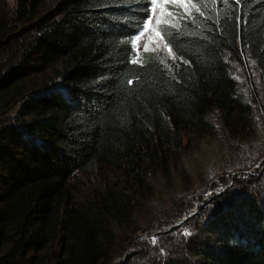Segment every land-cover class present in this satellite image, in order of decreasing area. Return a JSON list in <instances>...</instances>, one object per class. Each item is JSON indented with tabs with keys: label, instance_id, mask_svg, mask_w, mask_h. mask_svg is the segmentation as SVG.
I'll use <instances>...</instances> for the list:
<instances>
[{
	"label": "trees",
	"instance_id": "obj_1",
	"mask_svg": "<svg viewBox=\"0 0 264 264\" xmlns=\"http://www.w3.org/2000/svg\"><path fill=\"white\" fill-rule=\"evenodd\" d=\"M151 19L149 0L0 2V264H115V230L215 136V112L229 138L257 131L232 68L243 54L264 78V0L171 3L168 47L140 51ZM104 170L121 179L78 190ZM262 178L190 217L189 238L164 243L174 257L125 264H264Z\"/></svg>",
	"mask_w": 264,
	"mask_h": 264
},
{
	"label": "rangeland",
	"instance_id": "obj_2",
	"mask_svg": "<svg viewBox=\"0 0 264 264\" xmlns=\"http://www.w3.org/2000/svg\"><path fill=\"white\" fill-rule=\"evenodd\" d=\"M16 1L0 0L7 8ZM177 1L181 0H175ZM169 2L174 3L173 0ZM171 3L167 0H156L151 23H148L136 39L140 51L145 48L149 51L160 50L165 45L157 30L156 21L163 17ZM50 7L51 4L47 3L46 9ZM152 7L151 4V9ZM232 69L240 90L255 109L257 131L243 138H229L219 129L220 120L215 112L211 116L212 122L218 127L215 136L199 147L188 145L185 159L176 162L170 178L155 186L153 194L141 201L142 206L137 208L131 228L115 230V249L118 255L115 264H125L129 258L133 261L137 253L146 255L153 250L165 262L166 259L174 257L176 248L166 247L164 243L170 238L173 241L179 240L176 243L180 242L181 237L184 241L189 238L194 227H189L186 223L196 212L200 209H211L208 211L209 216L218 210L219 203L215 201L217 196L230 194L229 199L236 201L235 199L242 197V193L251 194V190L255 191L260 186L264 176V78L252 61L243 54ZM117 175L105 170L89 177L82 175L76 185L85 195L93 188H100L102 184L121 179L120 173ZM203 215L206 216L207 212Z\"/></svg>",
	"mask_w": 264,
	"mask_h": 264
},
{
	"label": "snow or ice",
	"instance_id": "obj_3",
	"mask_svg": "<svg viewBox=\"0 0 264 264\" xmlns=\"http://www.w3.org/2000/svg\"><path fill=\"white\" fill-rule=\"evenodd\" d=\"M173 2H175V0H173ZM224 2L225 3H227L228 2V0H224ZM241 2H242V0H235V3L237 4V5H240L241 4ZM151 4L153 5V7H152V9H151V11H155V5H156V0H151ZM197 11H199V9H197ZM201 15H203V13L201 12L200 13ZM147 23H151L150 21H148ZM156 23L157 24H159L160 23V21L159 20H157L156 21ZM245 23H247V21H245ZM157 35L159 36L160 35V33H157ZM137 39H138V37H137ZM165 47H168V45L167 44H165ZM145 51H147V48H145ZM169 51H171V49L169 48ZM137 61L136 60H133V61H131V63H136Z\"/></svg>",
	"mask_w": 264,
	"mask_h": 264
}]
</instances>
